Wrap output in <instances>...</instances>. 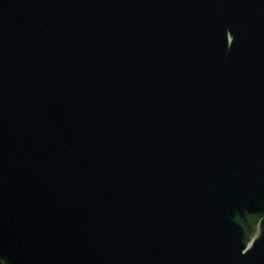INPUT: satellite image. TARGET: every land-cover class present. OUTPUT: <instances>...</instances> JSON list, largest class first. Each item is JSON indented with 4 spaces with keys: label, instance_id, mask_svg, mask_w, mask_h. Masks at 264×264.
Returning a JSON list of instances; mask_svg holds the SVG:
<instances>
[{
    "label": "water",
    "instance_id": "1",
    "mask_svg": "<svg viewBox=\"0 0 264 264\" xmlns=\"http://www.w3.org/2000/svg\"><path fill=\"white\" fill-rule=\"evenodd\" d=\"M0 264H264V0H0Z\"/></svg>",
    "mask_w": 264,
    "mask_h": 264
}]
</instances>
